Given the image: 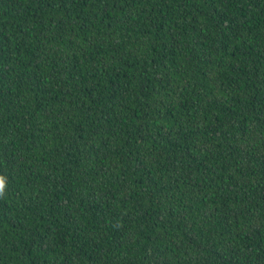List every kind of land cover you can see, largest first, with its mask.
Wrapping results in <instances>:
<instances>
[{
    "label": "trees",
    "instance_id": "16d2710c",
    "mask_svg": "<svg viewBox=\"0 0 264 264\" xmlns=\"http://www.w3.org/2000/svg\"><path fill=\"white\" fill-rule=\"evenodd\" d=\"M0 264H264V0H0Z\"/></svg>",
    "mask_w": 264,
    "mask_h": 264
},
{
    "label": "clouds",
    "instance_id": "9594fccd",
    "mask_svg": "<svg viewBox=\"0 0 264 264\" xmlns=\"http://www.w3.org/2000/svg\"><path fill=\"white\" fill-rule=\"evenodd\" d=\"M5 189V183L2 177H0V196H3Z\"/></svg>",
    "mask_w": 264,
    "mask_h": 264
}]
</instances>
